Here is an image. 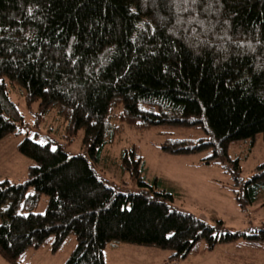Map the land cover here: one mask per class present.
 Instances as JSON below:
<instances>
[{"label":"trees","instance_id":"1","mask_svg":"<svg viewBox=\"0 0 264 264\" xmlns=\"http://www.w3.org/2000/svg\"><path fill=\"white\" fill-rule=\"evenodd\" d=\"M14 89L38 103L37 123L56 111L68 142L82 133L89 156L19 143L34 163L24 182L0 179V256L9 264L32 249L58 254L72 237L64 264H107L105 250L117 244L168 250L173 262L219 244L264 250L263 229L231 232L176 208L160 178L147 182L137 145L121 166L140 191L120 192L94 167L125 125L200 130L161 150L210 149L204 162L232 164L236 200L252 205L264 192V162L244 179L230 148L264 133V0H0V142L27 125Z\"/></svg>","mask_w":264,"mask_h":264},{"label":"rangeland","instance_id":"2","mask_svg":"<svg viewBox=\"0 0 264 264\" xmlns=\"http://www.w3.org/2000/svg\"><path fill=\"white\" fill-rule=\"evenodd\" d=\"M12 99L18 104L27 125L21 134L7 136L0 142V179L8 178L14 183L24 182L27 169L34 162L23 156L17 149L26 137L40 143L51 142L53 148L61 146L70 155H88L83 144L82 133L73 141L64 138L62 117L53 111L45 120L37 123L38 103L28 105L25 92L11 90ZM203 136V132L187 128L155 127L151 130H137L125 125L124 131L115 143L107 144L100 160L94 167L100 178L120 192H138L140 186L131 174L121 166L125 149L137 145L146 162L145 177L148 183L160 178L159 187L174 195L173 205L180 210L191 212L209 224L221 220L231 232L249 233L254 229L264 230V192L257 200L243 209L236 200L232 164L225 167L221 162L207 164L204 159L212 155L206 150L191 156L165 154L161 145L169 137ZM230 155L240 160L241 177L249 179L255 168L264 162V133L255 141L246 140L233 144ZM34 188H30L32 192ZM49 197L44 195L35 212L44 213ZM8 204L1 208L3 212ZM3 219L0 216V225ZM76 244L75 237L63 251L53 254L49 249L30 250L23 264H64ZM171 252L154 246L131 244L110 245L105 250L107 264H264V250H256L237 244H219L215 250L192 255L185 260L171 261ZM0 264H9L0 256Z\"/></svg>","mask_w":264,"mask_h":264}]
</instances>
